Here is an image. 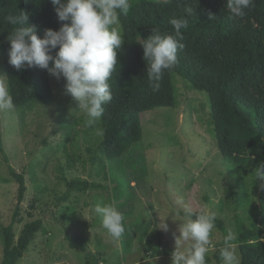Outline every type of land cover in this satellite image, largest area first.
Listing matches in <instances>:
<instances>
[{
  "label": "rangeland",
  "instance_id": "obj_1",
  "mask_svg": "<svg viewBox=\"0 0 264 264\" xmlns=\"http://www.w3.org/2000/svg\"><path fill=\"white\" fill-rule=\"evenodd\" d=\"M117 27L121 33L120 24ZM123 56L122 45L117 60ZM49 76L50 99L0 111V142L5 151L0 149V262L2 226L13 221L18 204L22 221L14 224L16 240L28 222L41 219L45 228L20 264H85L87 256L90 264H172L176 247L182 251L191 243L178 238L184 219L180 200L194 211L214 213L234 236L236 217L250 223L253 206L235 207L231 201L228 168L218 152L206 92L192 90L175 76L176 105L142 113L141 142L123 157L109 160L99 150V130L91 131L78 102L64 93V79ZM0 81L7 86L1 53ZM76 118L79 121L71 124ZM9 165L25 175L27 190L20 203L19 183ZM74 178L99 187L70 190L64 199ZM99 201L123 214L126 230L119 240L107 234L101 218L91 211ZM163 223L168 225L166 231ZM67 236L84 237L86 252L72 249ZM222 241V232L214 227L206 264H216L214 254Z\"/></svg>",
  "mask_w": 264,
  "mask_h": 264
},
{
  "label": "trees",
  "instance_id": "obj_2",
  "mask_svg": "<svg viewBox=\"0 0 264 264\" xmlns=\"http://www.w3.org/2000/svg\"><path fill=\"white\" fill-rule=\"evenodd\" d=\"M130 3L128 14L119 16L124 56L117 60L116 71L109 80L112 100L103 105V116L90 128L98 129L102 136L99 150L104 159H118L141 142V114L176 105L175 76L187 81L192 90L206 92L218 152L228 168L231 201L235 207L253 206L249 224L236 217L237 236L233 244L238 246L240 264H264V190L260 187L262 182L255 181L256 168L264 164V0H254V6L245 10L243 17L230 12L227 0H130ZM189 7L193 9L191 14L186 12ZM20 11L28 14V23L36 26L40 37L46 28L58 30L65 23L58 20L51 0H0V53L15 107L50 99L53 94L47 70L33 67L18 71L9 63L7 36L17 26L9 24L6 17ZM172 18L188 22V27L181 29L182 39L176 37L184 48L178 50L176 65L164 70L158 91H153L141 43L152 34L153 28L162 35L175 37L169 23ZM78 121L76 118L71 124ZM70 133L69 130L68 136ZM0 149L4 154L1 142ZM70 161L72 168L73 159ZM9 169L19 183L20 203L27 190L25 175L17 173L11 165ZM68 187L64 199L70 190L85 192L99 185L74 178ZM180 214L184 216L183 211ZM19 215L20 204L13 221L2 226L4 249L0 264H20L37 234L45 232L43 220L37 219L25 224L16 240L14 224L21 223ZM215 227L223 237L229 231L217 217ZM66 238L72 249L86 252L84 237ZM222 246L223 241L214 254L216 264L223 263L219 255ZM85 264H90L89 256Z\"/></svg>",
  "mask_w": 264,
  "mask_h": 264
},
{
  "label": "clouds",
  "instance_id": "obj_3",
  "mask_svg": "<svg viewBox=\"0 0 264 264\" xmlns=\"http://www.w3.org/2000/svg\"><path fill=\"white\" fill-rule=\"evenodd\" d=\"M51 4L58 20L65 23L58 30L46 28L43 37L37 35L35 25L28 23L26 12L6 17L9 24L17 26L7 36L9 63L18 71L39 67L57 80L63 78L64 93L78 102L77 109L87 117V126H95L103 116V105L112 100L109 80L116 71L117 52L124 42L117 26L120 14H128L130 0H51ZM253 6L254 0H227V7L234 16L243 17L245 10ZM192 11L191 7L186 9L188 14ZM169 23L175 30V37L162 35L153 28L152 34L141 43L153 91H158L164 70L176 65L178 50L184 48L176 37L182 39L181 29L188 27L187 20L172 18ZM14 107L8 87L0 81V111ZM255 171V181L260 180L264 190V164ZM178 204L184 213L178 238L191 243L182 251L176 247L171 254L172 264H206L215 214L196 213L183 200ZM91 211L101 218L103 229L113 240L124 235V216L116 207L99 201ZM161 227L166 231L168 225L163 223ZM234 239L232 231L223 237L219 251L223 264H239Z\"/></svg>",
  "mask_w": 264,
  "mask_h": 264
}]
</instances>
